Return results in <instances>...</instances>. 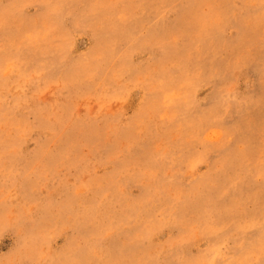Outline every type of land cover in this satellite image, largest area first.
Here are the masks:
<instances>
[{
  "label": "rangeland",
  "instance_id": "obj_1",
  "mask_svg": "<svg viewBox=\"0 0 264 264\" xmlns=\"http://www.w3.org/2000/svg\"><path fill=\"white\" fill-rule=\"evenodd\" d=\"M0 264H264V0H0Z\"/></svg>",
  "mask_w": 264,
  "mask_h": 264
},
{
  "label": "bare ground",
  "instance_id": "obj_2",
  "mask_svg": "<svg viewBox=\"0 0 264 264\" xmlns=\"http://www.w3.org/2000/svg\"><path fill=\"white\" fill-rule=\"evenodd\" d=\"M256 246V245H255Z\"/></svg>",
  "mask_w": 264,
  "mask_h": 264
}]
</instances>
